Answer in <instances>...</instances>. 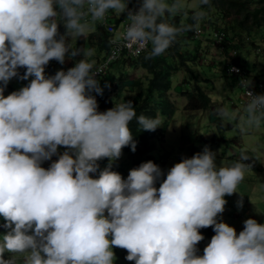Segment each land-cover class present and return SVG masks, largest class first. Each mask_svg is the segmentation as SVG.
I'll use <instances>...</instances> for the list:
<instances>
[{
  "label": "clouds",
  "instance_id": "obj_1",
  "mask_svg": "<svg viewBox=\"0 0 264 264\" xmlns=\"http://www.w3.org/2000/svg\"><path fill=\"white\" fill-rule=\"evenodd\" d=\"M131 3L0 0V227L6 230L0 235V264L123 263L117 248L125 249L126 259L135 264H264V224L249 218L237 235L217 219L225 211V196L240 193L249 167L246 154L218 167L216 153L205 147L164 171L155 158L130 170L127 179L112 170L123 148H138L139 153L144 148L137 147L130 122L135 119L140 129L155 131L162 120L159 115L137 116L134 99L125 92L121 97L130 99L126 103L108 104L99 84L102 77L122 57L140 56L122 55L97 76L109 45L98 56L97 47L89 49L86 42L89 33L109 11L122 14L127 26L110 43L137 53L151 45L145 59H152L163 55L182 32H199L206 16L201 6L210 0H135L137 6L130 8ZM166 16H179V26ZM189 18L192 23H185ZM79 37L87 49L70 43ZM81 55L85 58L73 60L75 66L64 67L67 71L45 75L50 61L64 64L66 57ZM88 57L100 59L95 64ZM20 68L26 69L22 76ZM14 77L34 78L5 97ZM173 87L172 79L169 100ZM186 90L177 92L185 104ZM247 96L237 125L242 135L259 129L264 120V94L248 91ZM217 114L234 119L226 107ZM60 146L68 151L49 168L42 167ZM105 158L110 163L100 170L98 162ZM96 173L98 178L90 176ZM157 181H162L159 188ZM237 205L243 207L242 194ZM208 227L215 235L199 256L200 229Z\"/></svg>",
  "mask_w": 264,
  "mask_h": 264
},
{
  "label": "rangeland",
  "instance_id": "obj_2",
  "mask_svg": "<svg viewBox=\"0 0 264 264\" xmlns=\"http://www.w3.org/2000/svg\"><path fill=\"white\" fill-rule=\"evenodd\" d=\"M192 2H195V0L189 1V3ZM200 27L204 29L201 38H181L179 42L182 44L184 51L192 54L198 53L199 57L197 61H194V64L189 62L188 68L184 67L175 71L173 93L170 95V101L174 103L171 106L173 108L165 113H162L159 109L157 113L162 120V125L153 131L155 143L153 149L148 155H143L137 151L138 148L135 152L123 148L122 156L112 162V170L127 179L130 170L138 168L142 163L155 158L163 166L164 171V168L171 169L176 163L182 162L183 159L191 158L196 153L202 152L205 147L216 153L218 167L230 166L233 162L241 160L242 153L246 154L249 159L244 163L248 164L249 167L245 173V179L238 187V191L243 195V207L239 208L237 205V202L241 199L240 193L225 196L227 201L225 211L217 218L218 221L234 227L238 235L244 229V221L249 218L264 224V120H262L259 129L249 134L242 135L240 133L237 125L239 118L244 115V106L247 103L243 96L245 85L239 84L236 76L231 75L229 68L233 61H239L244 66L246 65L245 67L251 72L256 71L257 77L264 81L263 39H261L259 50H255L257 49L255 46L252 47V38L246 39V44L250 46L242 48L240 53L237 54L239 55L237 58L235 57L237 55L228 58L230 56L229 52L226 51L224 46H220L216 42L218 31L214 35L216 28L212 27L208 16H205L201 21ZM92 30L94 31L95 27ZM64 32L65 29L60 27V33L63 34ZM70 43L75 48L87 49L84 47V37L71 38ZM172 46H175L174 43ZM231 54H233V51ZM83 58H85L83 55L75 58L66 57L64 64H60L56 60H53V63L55 67L60 69L69 66L73 60L77 62ZM175 58L180 63V57L176 55ZM87 59H91L96 63V60H92L91 57ZM123 60L122 57L119 61L113 63L109 69L111 76L123 74L128 75V77H139L143 80L147 78L148 72L141 66H135L134 63L128 61L124 66H119ZM23 69H18V72ZM48 69L49 66L47 65L45 71H48ZM194 69L200 74L197 81L190 76L191 71ZM33 78L20 80V78L14 77L5 88L4 96L6 97L12 92L22 89ZM181 87L186 88V92L192 94L193 97H198L199 90L205 91L211 98V103L204 105L197 111L186 112L184 109L185 100L179 97L177 93L180 92ZM137 92L138 89L136 88L135 90L134 88H127L124 96L127 98L132 96L134 100L141 102L140 100L143 98ZM125 97H120L117 100L118 104H121ZM199 101L205 103V100L202 102L199 99ZM151 102H155V100L152 99ZM108 104L110 105V101ZM221 107H226L232 113L234 119H222L217 114V109ZM65 151H68V149L62 151L58 148L57 154L53 155L51 160L44 161L41 166L46 169L49 168L51 163L58 160L59 155ZM98 163L100 170H103L110 161L105 158ZM90 176L98 178V173L90 174ZM163 179H166L165 176H163ZM161 182L157 181V188H159ZM3 223V219L0 218V224ZM5 232L6 230L0 227V235L5 234ZM200 233L204 236V239L197 244V255L202 256L204 248L210 243L215 232L213 227H208L200 229ZM124 251L125 253L122 254L123 263L114 261V264H135L134 261L126 259L125 255H128V253L125 249ZM7 258L8 254L6 253L5 259Z\"/></svg>",
  "mask_w": 264,
  "mask_h": 264
},
{
  "label": "trees",
  "instance_id": "obj_3",
  "mask_svg": "<svg viewBox=\"0 0 264 264\" xmlns=\"http://www.w3.org/2000/svg\"><path fill=\"white\" fill-rule=\"evenodd\" d=\"M191 1V0H189ZM170 2V0H169ZM130 7H136L135 0L133 3L129 4ZM201 9L205 11L206 16L210 19V24L212 27L218 31V33H223V40L220 42L221 46H224L227 52L231 53L236 50L237 54L240 53L242 48L249 47L250 45L246 44V39L252 38V47L255 46V50H259L261 39H263L264 45V0H210V4L206 6H201ZM112 17L108 18L110 23L114 21L119 24L121 20L125 17L124 15H117L115 12L111 11ZM110 14V11H109ZM165 19L171 23L179 26L180 17H168ZM185 23L191 24V19H187ZM60 27H63L61 24ZM64 28V27H63ZM107 27L103 22L97 23L95 25L94 32L89 33L86 42L89 47H97V55L100 57L103 56L104 51L108 48V42L105 36ZM181 38H195L194 31H184L181 33L176 41L174 42V47L171 46L163 55L152 58L145 59L147 51L141 55L139 58H124L123 62L119 66H124L127 61L129 63H134L135 66H141L147 70L148 76L145 80L139 77H128V75L117 74L111 76V71H107L102 77L100 87L103 88V97L110 101V105H117V100L128 88H137L138 94L142 96V100L133 101V107L135 109L136 115H145L147 117L155 118L159 109L161 112L165 113L171 110V107L174 103H171L168 99L169 90L172 86V79L174 73L181 68H188L189 62L194 64V61L198 59V53L192 54L191 52L184 51L182 44L179 43ZM196 39V38H195ZM217 40V39H216ZM151 48V45H150ZM183 50V51H182ZM264 53V51H262ZM176 55L180 57L177 60ZM239 55L235 56L236 58ZM96 60L97 64L99 62V57L93 58ZM92 59V60H93ZM119 61V60H118ZM117 62V61H116ZM115 63V62H114ZM165 64V66H163ZM233 64L239 66L253 82H257L259 79L257 72L248 70L244 64L239 63V61H233ZM71 67L75 66V62H72ZM113 65V63H112ZM111 65V66H112ZM49 69L45 71L47 77L54 76L57 71L64 70L67 71L69 68L64 69L54 66L53 60L48 64ZM26 69L19 71V74L22 76L25 73ZM199 72L197 70H192L190 73L191 78L198 79ZM233 75V74H231ZM125 76H127L125 78ZM236 76L237 80L239 79L238 75ZM19 78V77H18ZM21 80V79H20ZM29 84V83H28ZM26 84V86L28 85ZM198 97L191 96L188 94V100L185 104V111H197L206 106V104L211 103V98L203 90H199ZM202 99H201V98ZM154 99L155 102H151ZM199 99L205 103H201ZM204 99V100H203ZM130 99H126L123 103H126ZM99 111V110H98ZM103 112V111H100ZM214 120V118H212ZM130 131L137 142V147L139 144L144 145V148L140 149L142 154H148L154 147V132L153 131H144L140 129L136 120L133 119L129 124ZM59 149L62 151L67 149L64 146H60ZM127 151L131 150V147L124 148ZM117 251L121 254H124V249L117 248ZM127 254L125 255V257Z\"/></svg>",
  "mask_w": 264,
  "mask_h": 264
},
{
  "label": "built area",
  "instance_id": "obj_4",
  "mask_svg": "<svg viewBox=\"0 0 264 264\" xmlns=\"http://www.w3.org/2000/svg\"><path fill=\"white\" fill-rule=\"evenodd\" d=\"M129 7H130V5H129ZM130 8H133V7H130ZM109 17L113 18L111 13L110 14L108 13V15L104 21V24L107 27L106 33H108V34L106 35V37L108 38L109 48H108V51L106 54L105 61L100 66H98L96 68V69H99V71H100V74H98L97 76H100L101 74H103L105 72L106 68L109 66V64L113 60L117 59L118 57H120L122 55H124L126 57H139L150 49V45H148L146 50H141L137 53L134 50H129L126 47L118 46L115 43H110V40H112L114 33H116L117 31H122L127 26V20L124 17L119 24H117L115 21H114V23H110L108 21ZM203 34H204V29L202 27H200V30L198 33L194 32V37L195 38H201ZM223 36H224L223 33H217L216 34V38H217L216 42L218 43V45H220V42L223 40ZM234 55H237L236 50H234L233 54H231V56H229L228 58H230ZM232 69H238V71H232ZM229 71L233 75H238L239 84L245 85V90H244L243 96H244V99L246 102L248 99V96H247L248 91H252L255 94H264V81H263V79H259L257 82H253L239 66H237L236 64H233V63L231 64Z\"/></svg>",
  "mask_w": 264,
  "mask_h": 264
},
{
  "label": "bare ground",
  "instance_id": "obj_5",
  "mask_svg": "<svg viewBox=\"0 0 264 264\" xmlns=\"http://www.w3.org/2000/svg\"><path fill=\"white\" fill-rule=\"evenodd\" d=\"M92 32H93V30H92Z\"/></svg>",
  "mask_w": 264,
  "mask_h": 264
}]
</instances>
